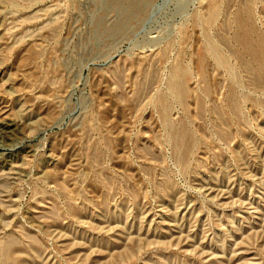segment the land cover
<instances>
[{"label": "rangeland", "instance_id": "1", "mask_svg": "<svg viewBox=\"0 0 264 264\" xmlns=\"http://www.w3.org/2000/svg\"><path fill=\"white\" fill-rule=\"evenodd\" d=\"M263 69L264 0H0V264H264Z\"/></svg>", "mask_w": 264, "mask_h": 264}, {"label": "bare ground", "instance_id": "2", "mask_svg": "<svg viewBox=\"0 0 264 264\" xmlns=\"http://www.w3.org/2000/svg\"><path fill=\"white\" fill-rule=\"evenodd\" d=\"M213 47V46H212ZM216 47V46H215ZM215 47H213V48H211V49H214ZM217 48V47H216ZM216 52H218V50L216 51ZM217 54V53H216ZM219 56V55H218ZM221 59V58H220ZM222 61H220V63H221ZM260 63V62H259ZM226 64H229V63H226ZM242 64V63H241ZM260 66H261V64H260ZM262 68V67H261ZM264 70V69H263ZM262 70V71H263ZM7 122V121H6ZM7 124V123H6ZM2 179V178H1ZM3 180V179H2ZM4 185H5V181H3V182H0V193H1V189L4 187ZM3 190V189H2ZM5 192V191H4ZM2 194V193H1ZM2 196V195H1Z\"/></svg>", "mask_w": 264, "mask_h": 264}]
</instances>
